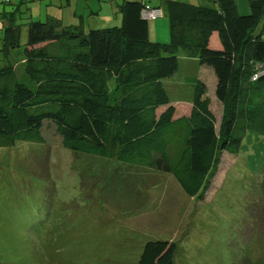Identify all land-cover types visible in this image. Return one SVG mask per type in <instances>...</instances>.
Returning a JSON list of instances; mask_svg holds the SVG:
<instances>
[{"label":"trees","instance_id":"obj_1","mask_svg":"<svg viewBox=\"0 0 264 264\" xmlns=\"http://www.w3.org/2000/svg\"><path fill=\"white\" fill-rule=\"evenodd\" d=\"M18 1L0 0V148L44 144L53 129L70 153L172 174L202 200L220 158L241 154L250 134L264 136V0H249L242 15L235 0H124L120 25L106 28L86 24L94 11L85 6L74 24L51 13L26 23L24 45ZM164 12L166 29L154 34ZM177 253L172 239L148 241L137 264H176Z\"/></svg>","mask_w":264,"mask_h":264},{"label":"rangeland","instance_id":"obj_2","mask_svg":"<svg viewBox=\"0 0 264 264\" xmlns=\"http://www.w3.org/2000/svg\"><path fill=\"white\" fill-rule=\"evenodd\" d=\"M24 1L25 13L16 16L22 45L31 20L48 13L63 14L65 24L73 19L66 0ZM236 1L239 13H248ZM79 6L94 11H87L86 24L120 25L114 1ZM6 24L0 15V47ZM202 72L220 121L212 71ZM191 108L182 104L181 112ZM248 137L241 154L220 158L202 200L188 196L172 174L70 153L53 129L45 131L44 144L0 148V264H137L148 241L171 239L178 244L176 264H264V136Z\"/></svg>","mask_w":264,"mask_h":264},{"label":"crops","instance_id":"obj_3","mask_svg":"<svg viewBox=\"0 0 264 264\" xmlns=\"http://www.w3.org/2000/svg\"><path fill=\"white\" fill-rule=\"evenodd\" d=\"M91 1V0H90ZM113 1L114 2H116L117 3V6L119 7L120 6V4L121 3H123V1L124 0H109V3L111 4V3H113ZM198 0H192V2H197ZM236 1V0H235ZM245 2V3H244ZM73 3H74V7H73ZM79 3H80V0H68V3L65 5V7H70L71 8V10H72V12L73 13H71V15H73V19L71 20V22H70V24H74V21L77 19V17L78 16H80L82 13H84V12H82L81 13V11H83V7H80L79 6ZM60 4H61V6L63 5L62 4V2H60ZM236 4H237V1H236ZM85 7V6H84ZM237 7H238V5H237ZM86 10H87V8H85ZM248 12L249 11V0H243V7H242V9H241V12ZM81 13V14H80ZM49 14V13H48ZM78 14H80V15H78ZM56 17H58V18H60L61 19V21H63V22H65V18H64V16H63V14L61 15H56ZM119 17L120 16H118L117 17V24H119L120 23V20H121V18L119 19ZM84 18H85V16H84ZM162 19V18H161ZM156 25H158V26H160L159 24H158V20L156 21V23H154V27L156 26ZM89 26H91V27H99L100 25H99V23H93V24H89ZM163 26L164 27H162L163 29H166V27H165V25L163 24ZM157 28V27H156ZM166 31V30H165ZM163 37H164V35H163ZM162 38V37H161Z\"/></svg>","mask_w":264,"mask_h":264},{"label":"built area","instance_id":"obj_4","mask_svg":"<svg viewBox=\"0 0 264 264\" xmlns=\"http://www.w3.org/2000/svg\"><path fill=\"white\" fill-rule=\"evenodd\" d=\"M158 16H160V13H152L151 18H157Z\"/></svg>","mask_w":264,"mask_h":264}]
</instances>
